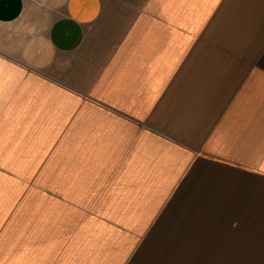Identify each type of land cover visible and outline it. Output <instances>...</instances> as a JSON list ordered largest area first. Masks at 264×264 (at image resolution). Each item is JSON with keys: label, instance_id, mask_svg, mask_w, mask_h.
Masks as SVG:
<instances>
[{"label": "crops", "instance_id": "0c3cea01", "mask_svg": "<svg viewBox=\"0 0 264 264\" xmlns=\"http://www.w3.org/2000/svg\"><path fill=\"white\" fill-rule=\"evenodd\" d=\"M258 248L264 0H0V264Z\"/></svg>", "mask_w": 264, "mask_h": 264}, {"label": "trees", "instance_id": "16d2710c", "mask_svg": "<svg viewBox=\"0 0 264 264\" xmlns=\"http://www.w3.org/2000/svg\"><path fill=\"white\" fill-rule=\"evenodd\" d=\"M263 250H264V249H262V248H258V250H257V251H258V252H257V255H258V256L263 255V254H264V253H263Z\"/></svg>", "mask_w": 264, "mask_h": 264}]
</instances>
